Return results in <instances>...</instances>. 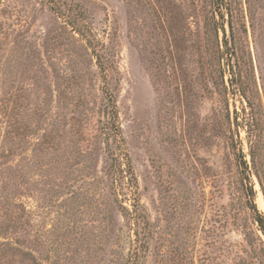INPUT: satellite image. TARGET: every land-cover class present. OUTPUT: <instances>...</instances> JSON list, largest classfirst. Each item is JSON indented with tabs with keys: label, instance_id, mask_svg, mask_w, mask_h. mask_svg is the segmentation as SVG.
Returning a JSON list of instances; mask_svg holds the SVG:
<instances>
[{
	"label": "rangeland",
	"instance_id": "rangeland-1",
	"mask_svg": "<svg viewBox=\"0 0 264 264\" xmlns=\"http://www.w3.org/2000/svg\"><path fill=\"white\" fill-rule=\"evenodd\" d=\"M255 170L264 0H0V264H264Z\"/></svg>",
	"mask_w": 264,
	"mask_h": 264
},
{
	"label": "trees",
	"instance_id": "trees-1",
	"mask_svg": "<svg viewBox=\"0 0 264 264\" xmlns=\"http://www.w3.org/2000/svg\"><path fill=\"white\" fill-rule=\"evenodd\" d=\"M82 36H85L83 34H85L84 32L83 33H80ZM87 42L89 44H91L90 42V39L86 36L85 37ZM99 57V56H98ZM97 58L98 60V68L103 72V75L105 77H107L109 74H110V71L109 69H105L103 68L99 58ZM106 101H107V106L105 107V115L109 118L108 121H109V129H108V132L111 130L112 131V126H113V122H112V119H114V117H116V115L114 114V110H113V106H114V99L112 97V95H109L107 96L106 98ZM111 133V132H110ZM109 133V134H110ZM260 142V138L258 137L257 134H252L251 136V141H250V150H249V157H250V161H251V164L252 166H255V150H256V147L257 145L259 144ZM121 171V170H119ZM255 173L258 177V182H259V185L262 189V193L264 195V190L262 188V184L260 182V177H259V171L258 170H255ZM246 187H247V191L248 193L250 194V204H249V211L251 212V219L253 221V223L256 225L257 229L264 235V215L260 212H258L255 204H254V192H253V189L251 187V184H249V181H248V178H246ZM117 190V189H115Z\"/></svg>",
	"mask_w": 264,
	"mask_h": 264
}]
</instances>
